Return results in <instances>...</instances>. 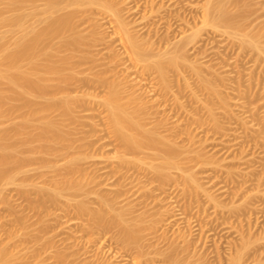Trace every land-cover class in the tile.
<instances>
[{
  "label": "rangeland",
  "instance_id": "1",
  "mask_svg": "<svg viewBox=\"0 0 264 264\" xmlns=\"http://www.w3.org/2000/svg\"><path fill=\"white\" fill-rule=\"evenodd\" d=\"M204 1L185 0L180 4V13L190 21L193 15L194 18L201 17L200 5ZM244 2L252 8L246 25L254 30L260 28L264 25V0ZM228 5L233 7L234 2H228ZM14 11L13 7L6 8L7 14ZM25 11L29 14L31 8ZM75 15L79 30L88 34L90 25L85 14L78 11ZM94 16L99 18L97 30L101 37L81 44L75 50L77 55L70 59L81 78L73 79L67 86L56 80L43 95L22 90L16 101L22 105L27 102L46 104L50 96H59L63 91L71 96L73 109L71 113H66L63 107H58L49 112L52 119L64 123L66 132L64 138L53 145L54 155L48 163H44L41 156H35L27 160L26 171L18 173L13 182L0 179V245L18 255L16 264H52L57 261V250L72 251L73 247H65L67 242H78L81 247L84 245L81 251L86 252L80 256L90 262L97 263L102 259L113 264H148L137 260L135 251L127 248L115 231L96 228L88 234L80 229L86 222L85 217L77 216L73 209H67L62 203L56 205L45 201L38 211L34 208L32 202L39 198L38 188H50L65 176L72 177L68 173V161L81 155L72 178L80 179L92 188L86 196L92 206L99 204L96 192L100 191L115 195L122 203L131 201L130 215L134 216L145 209L144 202L147 201L149 205L145 215L148 224L156 214L159 221L153 228L145 230L146 244L165 248L170 242L183 244L185 239L191 250L202 253L210 264H230L243 237L252 240L264 237V134L259 120L264 115V60L252 50L241 47L237 40L232 41L226 35L225 27H222L224 30L206 34L209 35L207 42L202 44V48H206L201 53L196 54L193 49L189 51L191 59L206 62V66L210 65L220 73L218 77L216 74L208 76L211 75L222 88L220 94L226 98L228 111L231 109L233 112L227 114L218 98L206 97L194 83L195 75L189 69L184 70L183 75L193 83L198 99L190 97V89L179 90L175 75L170 76V91L162 90L155 71L144 68V61L133 56L125 35L111 17L96 13ZM162 29L161 32H164ZM8 33L6 26H0V35ZM144 35L155 36L154 31ZM54 41L58 43V39ZM212 46L217 55L205 57L202 52L205 49H210V52ZM210 58L212 61H207ZM113 78L121 79L125 88L142 93L148 105H152L154 115L146 119L147 125L163 118L164 124L159 127L161 133L176 138L179 145L200 148L205 155L216 160L217 163L201 165L196 160L179 159L183 170L192 171L199 178L204 191L197 196L190 195L182 183V170L175 168L169 178L153 180L147 166L160 161L155 150L147 147L136 153L120 140L107 118L103 102L109 90L108 82ZM123 79L127 81L124 83ZM1 88L6 91L9 84L5 82ZM175 95L183 102V108L175 106ZM206 99L213 106L219 128L214 127L208 119V111L201 106L200 100ZM28 108L22 106L13 112L7 111L10 115L4 111V128L11 130L19 126ZM187 130L193 134V141H190ZM119 153L129 158L140 156L146 166L128 170L131 177L124 181L128 191L121 195L115 185L120 178L115 172ZM28 154L29 151H25V155ZM135 178L146 185L145 195L140 196L142 193L138 186H133L137 180L130 183ZM23 183L28 184L24 193L21 191ZM209 196H213L218 204L212 202ZM22 216L25 224L19 220ZM40 217L45 218L47 226L42 225ZM49 239L55 246L47 243ZM262 250L263 244L253 245L243 264H257L255 258ZM161 261L157 260L155 264H166ZM259 264H264V259Z\"/></svg>",
  "mask_w": 264,
  "mask_h": 264
},
{
  "label": "bare ground",
  "instance_id": "2",
  "mask_svg": "<svg viewBox=\"0 0 264 264\" xmlns=\"http://www.w3.org/2000/svg\"><path fill=\"white\" fill-rule=\"evenodd\" d=\"M183 1L185 0H0V26H6L9 31L8 34L0 35V179L13 182L18 173L26 171L27 160L35 156H41L43 162L48 163L54 155L53 145L64 138L66 132L64 123L52 119L49 112L53 108L63 107L64 112L71 113L73 109L71 96L61 91L59 96H50L46 104L27 102L22 105L16 101L22 90L43 95L56 80L67 86L73 79L81 78L80 73L70 63V59L77 55L75 50H78L81 44L101 37L97 30L99 18L94 16L95 13L111 17L125 35L133 56L144 61V68L155 71L162 90L170 91L172 81L170 76L175 75L179 90L190 89V97L198 99V94L192 88L193 83L183 75L184 70L189 69L195 75L194 83L206 97L218 98L225 111H228L226 98L220 94L221 87L211 76L216 74L218 77L220 73L212 66H206V62L191 59L189 51L193 49L196 54L201 53L206 48H202V44L207 42L206 37L209 36L206 34L209 31L218 32L225 27L226 35H229L232 41L237 40L241 47L252 50L264 60V25L256 30L246 25L252 8L244 0H205L200 5L201 17L194 18L192 14L194 21L180 13L179 8ZM228 2H234L233 7H230ZM191 6L194 7L193 4H189V7ZM8 7H13L15 11L7 14ZM26 8H31L29 14L26 13ZM78 11H82L89 22L88 34L78 28L75 19ZM161 27L164 32H161ZM152 31L155 38L145 37V33L151 34ZM54 39H58V43ZM211 49L210 52V49L202 52L205 57L217 55L214 46ZM212 58L207 61H212ZM120 80L117 78L109 80V90L103 99L107 118L114 132L133 152L139 153L147 147L155 150L160 161L147 166L153 180L169 178L174 168L182 170L181 179L186 191L192 196H197L205 189L192 171L183 170V163L179 159L185 157L192 162L196 160L201 165L217 163L216 160L205 155L200 148L179 145L176 138L161 133L159 127L164 124L163 118L156 119L152 125H147L146 119L154 113L152 105H148L142 93L129 90V87L125 88L126 85ZM5 82L9 84L6 91L1 88V84ZM124 92H127L126 96ZM200 101L201 106L208 111V119L214 127L219 128L220 123L215 117L211 102L208 99ZM174 104L179 109L184 107L178 95H175ZM22 106L29 108L22 115L19 126L11 130L5 129L3 125L6 114L10 115L8 112ZM260 118V129L264 134V115ZM189 130L187 135L190 141H193L194 136ZM25 151H29L28 156L25 155ZM81 159L82 156L78 155L68 161V173L72 174V177L77 170L76 164ZM117 159L115 172L123 181L118 177L115 185L118 194L121 195L128 191L127 183L124 182L125 178L131 177L128 170L142 168L145 165L140 156L129 158L126 154L119 153ZM125 169L127 171H124ZM72 177L65 176L50 188L39 187L37 190L39 198L32 202L34 208L39 209L40 204H44L45 201L56 205L64 204L67 209H73L77 216L85 217H81L86 219V222L82 223L80 229L88 234L96 228L115 231L123 244L135 251L137 260L141 262L155 264V261L162 260L161 263L166 264H210L202 253L193 252L185 239L183 244L170 242L165 248L146 244L145 230L153 228L159 221L156 214L148 224L145 215L149 205L147 201L144 202L145 209L134 216L130 215L133 207L131 201L125 200L122 203L115 195L113 197L111 193L109 195L100 191L96 192L99 204L92 206L86 197L92 188L80 179ZM136 178L130 183L133 184V181L137 180L133 186H138L139 192L142 193L140 196L143 193L145 195L146 185ZM27 186L26 183L21 184L23 193L26 192ZM209 197L212 202L218 204L213 196ZM19 220L25 224L23 216ZM41 221L42 225L47 226L45 218H41ZM52 241L49 239L47 243L55 246ZM255 244L264 246V237L254 240L243 237L231 257L230 264H243L245 256ZM81 245L78 242H67L65 247H73L72 251L68 253L57 250V261L52 264H113L102 259L94 263L85 257L81 258V253L86 252L81 251L84 248V245L82 247ZM18 259L16 253L0 245V264H16ZM261 259H264V250L255 258L257 264Z\"/></svg>",
  "mask_w": 264,
  "mask_h": 264
}]
</instances>
